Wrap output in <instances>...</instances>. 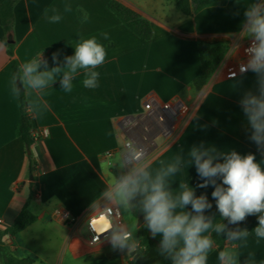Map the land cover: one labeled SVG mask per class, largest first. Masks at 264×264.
Segmentation results:
<instances>
[{
  "label": "crops",
  "instance_id": "crops-1",
  "mask_svg": "<svg viewBox=\"0 0 264 264\" xmlns=\"http://www.w3.org/2000/svg\"><path fill=\"white\" fill-rule=\"evenodd\" d=\"M108 1L15 0L12 30L4 33L0 27V232L12 224L26 202L35 216L16 236L1 237L19 259L32 257L39 264H128L145 239L129 210L105 196L119 180L117 174L122 177L143 168L154 178L176 164L177 172L165 177L166 186L173 195L182 191V184L193 187L196 196L206 194L212 208L205 215L215 224L222 218L211 196L214 189L198 187L203 181L189 155L192 148H214L213 155L251 152L264 167L241 105L246 96L261 98L264 75L249 71L225 79L218 68L233 61L239 47L252 41L244 13L253 4L264 5V0H227L223 6L196 12L195 0H190L191 15L176 10L177 0H114L149 22L152 38L147 42L118 21L107 9ZM65 4L71 5L70 12L64 11ZM78 6L89 14L87 22H81ZM53 7L62 16L57 23H50L45 15V9ZM89 37H96L107 51L105 62L94 69L100 73L98 87L85 88L81 70L71 92L60 89L58 80L44 90L22 88L34 140L28 158L16 135L19 111L11 60L19 67L43 52L48 68L63 65L75 44ZM199 43L217 45L223 52L212 75L196 91L191 82L200 72ZM53 53H59L57 62ZM199 93L202 99L197 104ZM176 101L194 112L181 127L178 119L163 132L144 104ZM131 139L146 152L138 163L126 165L124 143ZM106 208L117 223L114 230L132 233L129 247L113 248L110 233L93 245L87 243V220ZM60 210L68 211L75 222L64 223ZM155 239L160 242L159 236ZM225 249L234 254L236 264H264V239L252 230L246 238L214 247L208 264H220L218 254Z\"/></svg>",
  "mask_w": 264,
  "mask_h": 264
},
{
  "label": "clouds",
  "instance_id": "clouds-1",
  "mask_svg": "<svg viewBox=\"0 0 264 264\" xmlns=\"http://www.w3.org/2000/svg\"><path fill=\"white\" fill-rule=\"evenodd\" d=\"M71 5L65 4L64 11L70 12ZM81 22H87L89 14L82 7ZM51 11L52 15L48 16ZM45 15L50 23H57L62 19L58 10L53 7L45 9ZM245 29L252 37V43L245 49L249 59L242 66L243 71L251 70L264 75V5L253 4L245 13ZM107 39V34H103ZM74 53L64 57L63 65L56 63L48 68L43 52L19 65V74L14 73V84L19 82L23 90H44L59 81L60 89L71 92L73 80L83 71V86L95 89L99 86L100 73L94 69L102 65L107 57V51L96 37L81 38L73 47ZM59 53H53L52 59L58 61ZM43 69L41 70V66ZM17 94L20 88L15 89ZM244 114L248 119L252 135L250 139L258 146V151L264 157V88L261 98L246 96L241 100ZM216 149L201 150L193 147L189 155L195 164L196 172L201 177L200 188L213 187L211 196L215 201V208L222 218V222L213 223L205 215L211 210L212 203L206 194L195 195V189L189 184L180 185L182 191L177 195L168 189L165 177L177 172V165H170L166 171L156 174L154 178L143 168L133 169L128 175L122 176L105 193V196L115 204L128 209L130 202L142 196L140 212L144 226L155 238L160 237L159 249L162 255L171 260V264H208V255L213 248L214 241L211 232L223 233L226 225L239 224L249 216L257 217V226L252 229L257 238L264 239V167L256 154H241L235 150L213 155ZM143 150L132 155L133 160H140ZM191 205V211L187 206ZM89 228L96 233L93 238L110 233L113 248L129 247L128 241L132 233L123 229L114 230L111 209H105L99 214H93L88 220ZM248 229L229 231L227 238L236 241L246 238ZM220 264H236L234 254L222 250L218 254Z\"/></svg>",
  "mask_w": 264,
  "mask_h": 264
},
{
  "label": "trees",
  "instance_id": "trees-1",
  "mask_svg": "<svg viewBox=\"0 0 264 264\" xmlns=\"http://www.w3.org/2000/svg\"><path fill=\"white\" fill-rule=\"evenodd\" d=\"M189 1L190 0H177L175 3L176 10L183 15H191ZM226 2L227 0H195L196 6L194 12L205 7L223 6L226 4ZM14 4L15 0H0V27L2 28L4 33H9L13 28ZM106 7L118 19V21L140 41L147 42L152 38V29L149 22L146 19L142 18L139 14L114 0H109L106 4ZM7 47V54L9 57H11V45H7ZM197 51L200 64V72L192 80L191 86L196 91H199L216 69L223 50L217 45L199 43ZM10 65L12 77L14 73L19 74V69L13 60H11ZM15 93L19 111V120L16 128V135L21 138L27 156L28 158H30V147L34 141L30 134L31 118L28 112L24 91L21 90L19 94H17V92L15 91ZM116 176L117 179L121 178V176L118 174ZM32 196L33 192L31 191L30 197ZM142 198V196L137 195V197L130 202V206L128 208L131 216L136 219L142 217V213L140 212V201L142 200ZM34 221L35 216L29 211L28 202H26L20 209L12 224L4 231L0 232V260L2 264H39L37 263L36 259L32 257L24 259L17 258L12 250L4 246L3 242L1 241V237L3 235L14 237L29 225H31ZM223 223L226 225L225 232L219 234L214 231L211 232V237L214 241V244L210 253L213 251L214 247H219L228 240L227 233L229 231L243 229L252 230L257 226L258 221L256 216H249L245 221L239 224H229L226 220L223 221ZM138 232L139 235L145 239V244L143 248H137L134 251V255L128 264H171V260L169 258H166V255L161 254L159 249L160 242L151 235L147 227L144 226V223H142V225L139 227Z\"/></svg>",
  "mask_w": 264,
  "mask_h": 264
},
{
  "label": "built area",
  "instance_id": "built-area-1",
  "mask_svg": "<svg viewBox=\"0 0 264 264\" xmlns=\"http://www.w3.org/2000/svg\"><path fill=\"white\" fill-rule=\"evenodd\" d=\"M251 43H252V41H249V42L244 43L241 47H239L238 54L233 61L219 65L218 68L221 67L225 79H235V78H237L241 75H244V74L248 73L249 71H251V70H248V71L242 70V66L246 65L247 61L249 59V56H248V54H246L245 49L247 47H249ZM144 109L150 113L149 114L150 119H152L154 122H156L162 126L163 132H168L169 131V125L168 124L174 123L175 121H177L179 119L180 112L182 109V105L178 101L167 102V103H157V104L145 102ZM139 150H143L144 155H145V152H146L145 147L142 146L140 144V142L131 139V140H128L124 143L123 159H124V162L126 165H134V164L138 163L144 157V155H143L141 157V159L138 161L132 159V155L136 151H139ZM106 209H110V208H106ZM111 214H112V210H111ZM58 215L64 223L71 224V223L75 222V218L72 215H70V213L66 210L58 211ZM88 220L86 222V226H87V230H88L90 236H89V239L87 240V243L89 245H93V244L99 242L101 237L104 235L100 236L98 241H94L93 238L96 236V233H94L89 228ZM112 220H113V218H112ZM116 224H117L116 221L113 220L114 227L116 226Z\"/></svg>",
  "mask_w": 264,
  "mask_h": 264
},
{
  "label": "rangeland",
  "instance_id": "rangeland-1",
  "mask_svg": "<svg viewBox=\"0 0 264 264\" xmlns=\"http://www.w3.org/2000/svg\"><path fill=\"white\" fill-rule=\"evenodd\" d=\"M201 97H202V93L196 94V103L197 104L202 99ZM193 112H194L193 107H188V109H181L180 116H179V125H180V127L182 125H184V123L186 121L189 120V118H190V116L192 115ZM180 127H179V129H180Z\"/></svg>",
  "mask_w": 264,
  "mask_h": 264
},
{
  "label": "water",
  "instance_id": "water-1",
  "mask_svg": "<svg viewBox=\"0 0 264 264\" xmlns=\"http://www.w3.org/2000/svg\"><path fill=\"white\" fill-rule=\"evenodd\" d=\"M16 88H20V90H22V85H20L19 82H17ZM31 178H32V177H31ZM142 223H143V219H142V217H139V218L137 219V224H138V226L140 227V226L142 225ZM132 255H133V253H132ZM134 258H135V257H134Z\"/></svg>",
  "mask_w": 264,
  "mask_h": 264
}]
</instances>
